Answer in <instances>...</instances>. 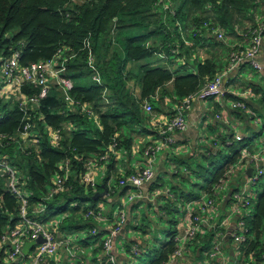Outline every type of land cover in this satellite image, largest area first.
I'll return each mask as SVG.
<instances>
[{"label": "trees", "instance_id": "1", "mask_svg": "<svg viewBox=\"0 0 264 264\" xmlns=\"http://www.w3.org/2000/svg\"><path fill=\"white\" fill-rule=\"evenodd\" d=\"M165 4L170 5L169 10L164 9ZM262 12L264 0H0V55L8 58L19 52L20 65L27 67L50 60L63 50L68 59L64 76L73 83V103L66 102L63 90L53 84L45 98L28 104L26 113L18 97L38 96L40 86L25 84L18 96L0 92V115H4L0 120V156L25 179L26 183L20 179L18 186L30 193L28 217L47 223L63 216L59 233L85 229L88 223L82 221L83 216L101 201L93 199L92 186L81 182L89 160L104 155L115 143L117 150L131 153V132L150 120L142 105L152 101L160 106L156 111H166L168 99L177 102L198 92L220 69L217 50L225 45L215 31L220 29L228 37L241 31L245 34L255 27ZM210 49L214 51L210 53ZM203 50L208 57L197 65L199 60H195V72L190 71L194 69L190 60L198 59ZM90 56L101 84L93 79ZM171 56L183 59L184 64L175 70L157 65L166 60L171 65ZM128 83H133L132 89ZM26 122L32 124L29 136L22 133ZM50 130L60 132L58 145L52 143ZM229 148L216 155L203 154L204 164L197 171L189 167L204 178L210 194L214 185L229 179L226 171L242 159L240 151L224 157ZM66 162L71 175L62 191L50 197L56 188L55 178L64 175L61 165ZM109 170L117 171L116 160L111 159ZM203 170L210 176L202 175ZM9 183L10 176L0 173V240L21 221V203ZM176 190L184 200L200 198L180 186ZM165 211L169 220L175 218L173 210ZM171 221L176 228L177 222ZM246 225L250 237L242 252L252 257V264H264V185L256 199L255 214ZM145 228L151 231L149 226ZM175 228L171 241L150 264H168L174 257ZM212 241L213 232L194 240V245L202 253L210 249ZM138 251L144 253L140 246Z\"/></svg>", "mask_w": 264, "mask_h": 264}, {"label": "crops", "instance_id": "2", "mask_svg": "<svg viewBox=\"0 0 264 264\" xmlns=\"http://www.w3.org/2000/svg\"><path fill=\"white\" fill-rule=\"evenodd\" d=\"M263 22L264 14L257 17L256 25L253 28L260 26ZM218 33L224 34V38L220 41L223 42L225 47L217 50V61L220 65L217 75L225 74L224 92H226V94L223 97L210 98L208 100L196 98L193 101L192 108L187 115L188 127L186 131L171 133L173 143L158 153L157 160L155 162L154 178L143 184L140 188H135V193L140 195V197L130 201L129 188L120 187L118 180L124 175L146 167V160L143 152L153 141H159L154 123L158 121H165L170 118V116L174 114L176 105L181 100L172 102L168 99L166 111H155L153 105L154 102L149 101V103L153 106V112L149 115V123H147L143 128H134L131 132L130 137L133 139L131 153L127 152V150H117V146L112 147L113 145H111L104 155L94 156L89 160V162H97V166L94 168L91 175L95 181V185L93 186V199H101L98 206L94 208V211L101 214V219H88V221L94 223L93 225L97 227L98 235H96L97 239H95L97 241L93 245L96 246L98 258L92 261L90 257H87V255L85 256L84 253L79 256L77 254L78 250L83 248L82 245L77 243L79 238L78 234L87 233L92 235L90 234L91 223L87 222L86 218L83 216L82 221L88 223V226L85 229L72 234L67 232L59 233V227H55L56 225H54L57 224L56 220L59 219L52 221L50 228L51 230L56 231V237L59 244L56 262L52 260V256H48L49 259L45 258V260L39 264H49L51 262L50 260L53 261L51 264L108 263V257L104 251L103 242L106 238L112 235V231L118 226L116 223L120 219L119 211L121 209H124L126 212L125 223L121 226V230L116 234V236L112 235L114 246L112 256L115 259V264H125L130 260V258H128V252L131 246H140L143 252L156 250L155 247H150L151 239L148 237V234L150 233L149 230H147L145 226H137L135 221H133V218H135L137 214H141L144 219L147 212L149 216H153V221L155 220L157 225H154V227L150 225L151 230H157L165 224L167 225V228L171 227V229H173L175 227L171 225V220L174 219L177 222L175 228V230H177V234L175 236L176 241V238L182 237L187 229L189 211L188 208H184L185 204L189 202V205L193 201L198 202L203 200V198L200 197L197 199L180 201L175 197V195H172V193L174 194V190L171 191V189H168L169 187L168 185H165L166 183H164V181L161 184V179L167 178L168 181L171 182V184H169L176 190V184H174V182L176 181L175 174H177L176 176L180 177L182 180H180V188L183 189L184 192L190 191L186 185L190 184V187H192V185L195 184L192 183V175L190 173L192 168H189L191 159H202L203 154H208L209 152L216 155L219 150L225 149L226 146L231 147L240 145L241 149L238 151L241 152L242 159L226 171L225 177L229 176V179L223 180L221 183L217 184L218 188H220V193L215 196H211L217 199L216 215L219 213L226 214L232 209L233 198L237 193H244L247 196H252V198L254 196L251 206L255 205L254 207L256 208V199L258 195H255L253 188L257 187L258 184L255 186L251 184L250 177L252 175L249 176L248 172L252 169L253 171L251 174H253L256 171L257 166H261V168H263L264 158L260 159L259 164L258 161H251L250 155H248L251 147L248 146V143L253 137H255L256 134L262 133L263 141L255 146V155H258L261 150L264 151V147L262 146L264 143V45L262 46L258 57V62L263 68L262 70L254 69L248 61L243 62L237 68H233L230 62V56L236 50L245 51L249 47L250 40L247 37L248 32L244 34L241 31L238 36L230 37L226 36L220 29L215 31V35H218ZM213 51L214 50L210 49V53ZM204 55L206 56V59L208 57V53L206 52ZM210 58H212V54H210ZM205 59L197 61L196 65ZM179 61H181L182 64L185 62L183 59H179ZM160 64L165 66H161ZM157 65L159 67H167L174 70L178 68V64L170 65L165 62ZM190 67L194 68L190 69V71L195 72L194 65L191 64ZM168 88L172 89V86L169 85ZM136 95L138 96V93ZM236 102L245 103L247 105V110L235 108L234 104ZM142 106H144V104ZM237 136L242 137V140H237ZM58 142H55L52 138V143L54 145H58ZM254 145L255 143L251 146ZM258 146H262L260 151H257ZM229 154L232 153L227 151L223 155L227 156ZM111 159H114L117 162V171L115 173L113 171L110 172L109 170ZM235 168H237L235 171V173L237 172V175L232 178L231 172H233ZM231 169L233 170L231 171ZM20 179L24 180L22 183L24 185L26 183L25 179L22 176L19 177V181ZM105 182H108L107 187L104 185ZM25 192L30 194L28 191ZM214 193L215 190L212 188L211 194ZM125 196H127V199ZM85 207L89 208L90 203H87ZM166 209L173 210L175 218L172 217L169 220L167 214L162 213L166 212ZM192 210L195 213L198 212L194 208H192ZM177 213H182L183 215L178 217ZM162 214H165V216ZM78 215L80 216L81 213ZM210 222L213 225H218L220 223V221L212 222V220H210ZM237 222V219H230L226 223L224 229L222 230L223 233H225L224 237L222 235V256L216 258L214 261H211L208 257V253L210 252L212 246H210L208 251L200 253L199 249L196 250L194 241H190L186 244L184 257H173L168 264H176L174 263L175 260H180L177 264H202L199 259H197L200 256L205 259L206 264H235L236 257L240 255L234 251L235 248L230 235L233 232L238 231ZM43 224L48 226L46 223ZM204 229V238L209 233L213 232L208 225L205 226ZM70 235L73 240H71ZM170 241L163 240L160 247H165ZM26 242L31 241H25V243ZM39 245H36L28 256L23 255L18 257L15 261L7 260V253L10 250V247L8 245H1L0 254L3 252V264H30L29 259H32ZM83 245H86V243H83ZM71 248L74 251L73 253L71 252ZM226 251L229 253V258L227 259L224 258ZM245 258H248L249 260L250 258L252 259V257ZM243 263H245V261H243Z\"/></svg>", "mask_w": 264, "mask_h": 264}, {"label": "built area", "instance_id": "3", "mask_svg": "<svg viewBox=\"0 0 264 264\" xmlns=\"http://www.w3.org/2000/svg\"><path fill=\"white\" fill-rule=\"evenodd\" d=\"M165 10H169V5H164ZM219 40L224 38L223 33H218L217 35ZM247 37L250 40L249 47L244 50H236L230 56V62L233 68H237L243 62L248 61L251 63L254 69L262 70V66L258 62V57L262 46L264 45V22L256 27L251 28L248 31ZM89 47V44H87ZM20 54L15 52L11 57L5 58L0 55V92L2 94L15 95L21 92L22 87L25 84H33L35 86H40L42 88L38 96L29 98L27 96L18 97L20 100V108L25 113L28 109V104H37L40 99H43L47 96L49 88L54 84L63 90L65 101L74 102L70 95V91L73 89V83L70 79L64 76L66 71V62L68 59L64 58L63 50H58L57 54L50 60L40 61L34 64H31L27 67H22L19 62ZM90 67L94 71L93 79L94 81L101 84V76L99 71L96 69L94 64V59L90 56L89 61ZM224 77L225 74H218L215 78L207 83L203 88L198 92L184 98L181 100L174 110V114L170 116L165 121L155 122V130L157 132V137L159 141H153L148 145L144 152V158L146 160V167L138 169L135 172L124 175L119 179V186L122 188H129L130 197L129 200L133 201L140 195H137L134 189L140 188L143 184L151 181L154 178L155 174V162L157 160L158 153L165 149L170 144L173 143V138L171 133L173 132H184L188 127L187 115L192 108L193 101L197 99L208 100L210 98L223 97L226 92H224ZM241 95V94H239ZM243 96V95H242ZM235 108H241L247 110V105L243 102H236L234 104ZM144 111L147 114H152L153 106L149 102L144 103ZM4 115H0V120L3 119ZM32 124L26 122L23 127L22 133L24 136L30 135V130ZM51 139L55 142L60 140L59 131H49ZM237 140H242V137L237 136ZM117 143L113 144L112 147H116ZM104 159V158H102ZM250 160L255 162H260L259 155H250ZM97 166V162L90 161L87 166V171L81 177V182L86 186H94L95 181L92 178V172ZM61 171L64 172L63 176H58L55 179L56 188L52 190L50 197L58 192L62 191L64 184L66 183L68 177L71 175L69 162H66L61 165ZM0 173H7L10 176L9 188L11 192L18 198L21 203L20 217L21 221L17 224L15 228L8 229L2 236L0 240L1 245H8L11 247V250L7 253L8 261H15L18 257L23 256V242L22 241H36L39 238L44 240V243L40 244L34 253V263L38 264L47 258L48 256L55 257V260L59 251V244L56 237V231L51 230L50 227L45 224L32 220L28 217V205H29V194H27L23 189H21L19 184L20 175L18 172L11 166V164L0 156ZM264 176V171L261 166L256 167V171L250 177V182L252 185H257L260 183L261 179ZM253 199L251 196H247L244 193L235 194L233 198L232 209L226 214L230 217L228 220L220 222L218 225H213L210 222V228L213 230V245L208 257L211 261H214L216 258L222 256L223 246H222V235L224 237L223 229L226 223L235 217L237 219V232H233L230 236L234 244V251L238 254L239 251L242 252L243 245L248 242L249 239V228L247 227V215L244 213L246 208L251 207ZM194 205H197L199 211L197 213L193 212L192 208ZM189 218L187 223V229L185 234L182 237L176 238L177 250L174 257L183 258L184 255L181 251V245L187 244L190 241H194L200 237L205 236V222L202 217V212H208L210 215H216L217 212V199L210 197V199L200 200L198 202H192L188 206ZM120 219L116 223L118 226L112 231V235L116 234L121 230V226L125 223L126 212L124 209L119 211ZM86 219H101V214L94 210H89L85 215ZM54 228V227H53ZM239 231H242L243 234H239ZM92 235H97V227L91 229ZM112 235L103 242L104 251L108 257V262L115 264V259L112 256L113 250V241ZM138 246H134L132 249L133 254H138ZM51 264V262L49 263Z\"/></svg>", "mask_w": 264, "mask_h": 264}, {"label": "rangeland", "instance_id": "4", "mask_svg": "<svg viewBox=\"0 0 264 264\" xmlns=\"http://www.w3.org/2000/svg\"><path fill=\"white\" fill-rule=\"evenodd\" d=\"M263 14L264 13L262 12V13H259L258 15H263ZM177 54H178V52H177ZM204 54H206V51L203 50L200 53L198 59H196L195 57H193L192 60H190V64H193L194 65L195 60L197 61V60H203V59H205L206 56ZM164 62L167 64L168 61L166 60ZM169 62H171L172 64H176V65L178 64L177 65L178 67L181 66V61H179V58L177 56H171ZM173 62H175V63H173ZM160 65L161 66H165L163 64H160ZM127 86L130 89H132L133 83H128ZM154 108H155V111H156L158 108H160V106L157 105V104L155 106V104H154ZM148 115H150V114H148ZM27 146L28 145H26V147ZM138 147L141 148L140 146H138ZM261 148H262V146H258L257 151H260ZM240 149H241L240 145H235L233 148L230 147L228 149V152L229 153H233V151H238ZM262 156H263L262 158H264V153H263ZM224 157H226V155H224ZM190 162H191V163H189L190 164V167L193 170L195 169L196 171H197V168L204 163V161L202 159H200V158L191 159ZM236 169L237 168H235L234 170L231 169V171L233 170V172H231V174H232L231 177L232 178H233V176H236L237 175V172L235 173ZM262 169L264 171V167ZM190 173L192 175V183H195L194 184L195 186L193 187V185H192V187H190V184L186 185V187L188 188V190L193 191L194 193H198L199 197H202L204 199H210L211 196H215L218 193H220V188H218L217 185H214L213 186V188L215 190V193L214 194L208 193V187L209 186H208V184H206L204 178L200 174L193 173V172H190ZM201 174L204 175L205 177L206 176H210V174H208V172H204V170L202 171ZM180 180H181L180 177H176V181L174 182V184H176V186H179ZM163 181H164V183H166L165 185H168V187H169L168 189H171V191L174 190V194L172 193V195H175L176 194L175 196L176 197L178 196L177 198L180 197V199H179L180 201H185L184 198H182V195H180V192L178 190H175V189L172 188V186L170 185L171 182H169L167 178L166 179L165 178H162L161 179V184L163 183ZM263 185H264V176H263L261 182L258 184V186L255 187V188H253V191H254L255 195H259L260 191L263 188ZM159 187H160V185H159ZM125 197L127 199V196H125ZM252 199H254V196H253ZM193 202H195V201H193ZM220 202H221V200H220ZM188 203L189 202H187L185 204L184 208H187ZM254 206L255 205H253V206H251L249 208H246L244 210V213L247 215L246 222L247 221L249 222L253 218V216L255 214V207ZM193 208L195 210L199 211V208H198L197 205H194ZM162 213H165L166 214V212H162ZM165 214H162V215L165 216ZM182 215H183L182 213H179L178 214V217H180ZM202 217L204 219L205 225H208L209 227H210V225H209L210 220H212V222H215V221L222 222V221L228 220L230 218L225 213H219L216 216H214V215H210V213L205 212V211L202 212ZM233 217H231V219H234L235 218V217L234 218ZM63 219H64V217L61 216L59 218V220H57V224H54V225H56L55 227H59L60 228V225L62 224ZM142 219H144L143 216L141 214L140 215L137 214L136 217L133 218V221H135V224L137 226L139 225L140 227H144V226H149L150 227V225H152V227H154V225H157L156 221L155 220L153 221V216L152 215L149 216L148 215V212L146 213L145 219L144 220H142ZM51 223L52 222L49 221L46 224L50 227L51 226ZM172 231H173V229H171V227H168L167 228V225L166 224L165 225H162L157 230H151L150 233L148 234V237L151 239L150 240V247H155L156 250H153L151 252V254H148V255L145 252L143 254H140L139 253V254H136V255L133 254V253L128 252V258H130V260L128 262H126L125 264H150L152 261L155 260L158 252L160 251V248H161L160 247V244L162 243V241L163 240H167V241L168 240L169 241L171 240V232ZM239 234H243V232L242 231H239ZM78 236H79V238L77 240V243L79 245H82V247H83V248H81V250H78V253L76 252L78 254V256L79 255H83V253H84V255L85 256L87 255V257H90V259L92 261H94V259H97L98 258L97 249H96V246L93 245L94 243H96L95 238L93 236H89V234H87V233H79ZM70 237H71V235H70ZM71 240H73L72 237H71ZM22 242H23V246H24L25 242L24 241H22ZM84 242H86V245H83ZM212 244H213V242H212ZM212 244H211V246H212ZM185 247H186L185 244H182L181 245V251H182L183 255H185ZM10 250H11V247H10ZM71 252L72 253L74 252L72 248H71ZM238 255H240V256H237L236 257L235 264H252V261H251L252 259L250 258V260H249L248 258H245V255H244L243 252H240L239 251ZM224 258L225 259L229 258V253L227 251L225 252ZM197 259H199V261L202 264H206L205 259L204 258H201V256L198 257ZM52 260L54 262H56L55 257H53ZM52 260H50V261L53 262ZM132 260H134V261H132ZM179 261L178 260H175L174 263L177 264V262L179 263ZM243 261H245V263H243ZM32 262L34 263V256L32 257V259H29V263L30 264H33ZM106 264H112V263L108 262Z\"/></svg>", "mask_w": 264, "mask_h": 264}, {"label": "water", "instance_id": "5", "mask_svg": "<svg viewBox=\"0 0 264 264\" xmlns=\"http://www.w3.org/2000/svg\"><path fill=\"white\" fill-rule=\"evenodd\" d=\"M253 139H254L253 143H255V145H254V146H250L251 148L249 149L248 155H254V154H255V152H256V151L254 150L255 146H256L257 144H259L260 142L263 141L262 133H261V136H260V137H258V138L253 137ZM253 143H252V144H253ZM262 146L264 147V143H263ZM263 153H264V151L259 152L258 155H259L260 159H263V158H262V157H263V156H262ZM248 162H250V161H248ZM252 171H253L252 169L249 170V172H248V175H249V176L252 175V174H251ZM42 243H44V240H43L42 238H39V239L36 240V241L26 242V243L24 244V247H23V254H24L25 256H28V255L30 254V252L32 251V249H33L36 245H39V244H42Z\"/></svg>", "mask_w": 264, "mask_h": 264}, {"label": "bare ground", "instance_id": "6", "mask_svg": "<svg viewBox=\"0 0 264 264\" xmlns=\"http://www.w3.org/2000/svg\"><path fill=\"white\" fill-rule=\"evenodd\" d=\"M234 218V217H233Z\"/></svg>", "mask_w": 264, "mask_h": 264}]
</instances>
